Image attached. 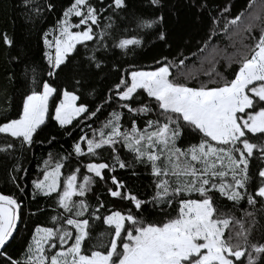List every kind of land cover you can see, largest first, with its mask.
<instances>
[{"label": "snow or ice", "instance_id": "1", "mask_svg": "<svg viewBox=\"0 0 264 264\" xmlns=\"http://www.w3.org/2000/svg\"><path fill=\"white\" fill-rule=\"evenodd\" d=\"M24 3L27 7L30 0H24ZM147 3L160 11L164 8V0H147ZM191 6L202 10L207 4L204 0H192ZM126 9L127 0H108L107 4L105 0H98L95 4L91 0H71L63 11V18L58 21L54 57L45 52L47 76L55 79L72 66L81 55L78 45L85 49L84 60L88 66L103 72V57L98 58L96 53L108 51L106 38L112 39L108 29L114 24H106L99 32L93 26L99 28L103 13L109 12L106 19L111 21L113 15L119 16ZM228 10L224 8L223 11ZM243 15L240 13L228 20L225 31L228 25H237ZM72 17L79 18L78 23H73ZM132 18L139 29L161 25L156 35L167 44V34L162 29L163 15L151 19ZM213 23H217L215 18ZM0 40L9 47L13 45L6 33L0 34ZM89 42H92L91 46ZM208 42L205 41L199 51H203ZM44 43L49 49L53 47V42L47 38ZM142 43V39L136 36L116 37L111 47L126 55L129 49ZM164 61L166 58L157 60L160 66L154 70L132 69L119 75L108 95L102 98V104L93 111H89L86 104L77 106L79 97L75 92L61 91L49 81H42L38 88L23 97L18 118L5 117V122H0V134L11 138L0 147V151H6L15 147L14 141L28 146L34 143V135L49 116L50 99L54 110L51 119L61 128L71 124L74 118L91 119L104 105L113 102L133 115L153 113V108L158 110L153 113L156 119H148L142 131L137 128L135 120L130 130L121 131L122 113L113 110L93 138L81 136L87 152L81 143H75V155L97 158L96 162L84 164L86 174L77 167L61 181L63 164L44 162L43 179L32 182L33 199L37 195L53 197L55 194L57 206L69 215L52 216L51 227L37 225L18 258L7 252V246L14 238L20 204L13 196L0 194V264H264V243H250L242 221L216 203L224 198L233 206L244 200L250 206L258 202L264 206V31L251 55L240 61L235 78L221 86L194 88L179 83L170 78L175 61ZM179 63L183 65L184 60ZM75 83L80 85L81 81ZM142 94H146L147 103ZM61 95L57 103L54 98ZM185 131L196 133L200 137L199 143L186 149L178 146L177 140ZM117 144L132 153L137 163L150 166L151 175L156 178L155 192L150 198H138L124 181L107 175V172L115 171L117 165L120 169L132 167L117 155ZM98 150L108 151L114 163L100 162ZM254 157L261 164L256 173L258 183L252 185L250 191L253 180L250 161ZM78 173L82 175L81 182H78ZM97 180L107 185L108 195L129 201L133 207L126 212L111 211L102 217L96 208L90 218L102 219L110 230L101 233L97 239L104 235L110 238L107 244H93L89 250L85 242L90 240L92 224L90 218L80 219L89 211L87 201L82 198ZM192 193L198 194L199 198H182ZM177 198L180 199L178 208L174 209L175 216L169 212L166 220H145L148 206L166 212L163 205L171 208ZM99 207L104 205L101 203ZM61 220L63 223L57 227ZM233 223L239 225L235 234ZM101 248L104 251L99 250Z\"/></svg>", "mask_w": 264, "mask_h": 264}, {"label": "trees", "instance_id": "2", "mask_svg": "<svg viewBox=\"0 0 264 264\" xmlns=\"http://www.w3.org/2000/svg\"><path fill=\"white\" fill-rule=\"evenodd\" d=\"M91 2L95 4L98 0ZM127 2L128 9L119 16L113 15L112 20L109 21L106 17L110 13L105 12L100 18L99 28L93 26L94 30L99 32L106 24H114L108 29L112 37V39L106 38L108 51L102 50L96 53L98 58L103 57L104 71L100 72L95 67L90 68L84 60V47L78 45L81 55L73 61L72 66L52 79L47 76L48 62L45 52L48 51L44 40L52 38V33L57 28L58 21L63 18V11L71 0H30L27 7L24 0H0V34L6 33L13 41V45L9 47L0 40V122H5V117L18 118V113L22 111L23 97L38 88L45 80L58 86L61 91L67 89L75 92L79 97L78 104H86L89 111H93L102 104V98L108 95L109 88L117 81L119 75L132 69L154 70L160 66L156 61H163V58H166L164 62L175 61L170 78L176 79L179 83L194 88L221 86L225 81L235 78L234 74L239 69L240 61L251 55L255 43L264 31V0H204L207 7L202 10L192 7V0H164L162 11L152 8L147 0H127ZM107 3L108 0H105V4ZM224 8L229 10L223 11ZM255 8L256 12L253 13ZM240 13L244 15L238 24L228 25L225 31L228 20ZM159 15L164 17L162 29L167 34V44L160 41L156 35L161 25L152 29H139L132 18L137 16L151 19ZM214 18L217 21L215 24ZM133 36L141 38L143 43L139 47L129 49L126 55L119 49L111 47L114 38ZM205 41H209L208 46L204 47L203 51H199ZM89 43L91 46L92 42ZM180 60H184L183 65H180ZM76 80H80L81 84L77 85ZM61 98L62 95L54 99L58 103ZM142 98L145 103L148 102L146 94H142ZM113 110L122 113L121 131L130 130L133 120L137 128L142 131L146 127V121L155 120L156 115L153 113L158 112L153 108V113L133 115L113 102L111 105H104L95 117L88 120L79 117L61 128L51 119V115L54 114L51 108L45 124L34 135V143L31 146L14 141V148L0 151V194L13 196L21 207V224L7 246V252L14 258L22 255L37 225L51 227L52 216L69 215L57 206L55 194L53 197L37 195L33 199L32 182L43 179L44 162L49 161L50 165L56 162L63 164L61 181L77 167L81 169V173L86 174L84 164L96 162L97 158L89 155L77 157L73 146L75 143H81L82 148L87 152L86 142L81 141L80 137L93 138L96 130L103 128L104 122L109 119V114ZM252 139L255 140V137ZM10 140V137L0 134V147H4L6 141ZM199 141L200 137L196 133L185 131L177 140V144L186 149L192 144H198ZM116 147L119 149L117 155L120 159L130 163L132 167L120 169L117 165L115 171L107 172V175H114L124 181L127 188L138 198H150L155 192L156 179L151 175L150 166L137 163L133 154L122 145L117 144ZM98 151L100 162L114 163L108 151ZM260 164L261 161L256 157L250 161V175L253 176L250 191L253 190L252 185L258 183L256 173ZM133 172L135 175L132 174ZM77 175L78 182H81L82 175L80 173ZM110 184L109 180L108 185ZM216 195L218 196V193ZM182 198L199 197L198 194L192 193ZM74 199L81 198L74 197ZM82 199L87 201L89 211L80 219L90 218L96 208H99L98 214L102 217L110 214L111 211L126 212L133 207L129 201L108 195L107 185L98 180ZM178 199L180 198L173 201L171 208L163 205L166 212L153 210L148 206L149 210L144 213L145 220L153 222L166 220L169 212L175 216L174 209L178 208ZM101 203L104 207H99ZM216 203L218 207L242 221L243 227L248 230L247 237L250 243H264V206L259 202L250 206L246 200L233 206L224 198H220ZM249 212L253 215L249 216ZM62 223V220L58 222L57 227ZM90 223L92 224L90 240L85 242L89 250L93 244H107L110 238L104 235L97 239L101 233L110 231L108 226L103 224L102 219L90 218ZM63 227L68 226L63 224ZM232 231L233 234L239 231V225L233 223ZM99 250L104 251L103 248Z\"/></svg>", "mask_w": 264, "mask_h": 264}, {"label": "rangeland", "instance_id": "3", "mask_svg": "<svg viewBox=\"0 0 264 264\" xmlns=\"http://www.w3.org/2000/svg\"><path fill=\"white\" fill-rule=\"evenodd\" d=\"M256 12V8L254 9V11H253V13H255ZM71 20H72V22L73 23H78V20H79V18H77V17H72L71 18ZM73 31H77V30H79V29H72ZM58 35V32H57V28H55V30L53 31V33H52V38L51 39H48L49 41H52L53 42V47L52 48H47V51L54 57V55H55V48H54V37L55 36H57ZM51 103H52V100L50 99V106H51ZM77 106H79V104H78V101H77ZM50 110H51V107H50ZM47 119V118H46ZM76 118H74L73 119V121L75 120ZM72 121V122H73ZM69 125V124H68ZM61 176H62V172H61Z\"/></svg>", "mask_w": 264, "mask_h": 264}, {"label": "water", "instance_id": "4", "mask_svg": "<svg viewBox=\"0 0 264 264\" xmlns=\"http://www.w3.org/2000/svg\"><path fill=\"white\" fill-rule=\"evenodd\" d=\"M20 211H21V207H20L19 210H18V216H19V219H18V221H17V228H16V230L14 231V234H13L14 237H15V235H16L18 229H19V225L21 224V213H20ZM12 240H13V238L10 240V242H11ZM10 242H9V243H10Z\"/></svg>", "mask_w": 264, "mask_h": 264}]
</instances>
